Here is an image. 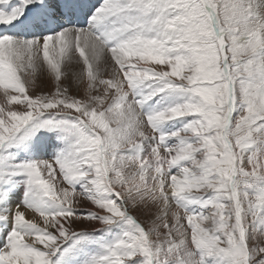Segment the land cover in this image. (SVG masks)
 <instances>
[{"label": "snow or ice", "instance_id": "6c2138e0", "mask_svg": "<svg viewBox=\"0 0 264 264\" xmlns=\"http://www.w3.org/2000/svg\"><path fill=\"white\" fill-rule=\"evenodd\" d=\"M0 264H264V0H0Z\"/></svg>", "mask_w": 264, "mask_h": 264}]
</instances>
